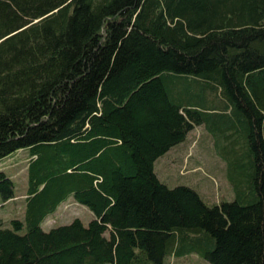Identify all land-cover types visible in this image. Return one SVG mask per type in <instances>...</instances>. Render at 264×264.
I'll use <instances>...</instances> for the list:
<instances>
[{
    "label": "trees",
    "instance_id": "1",
    "mask_svg": "<svg viewBox=\"0 0 264 264\" xmlns=\"http://www.w3.org/2000/svg\"><path fill=\"white\" fill-rule=\"evenodd\" d=\"M199 125L233 193L213 204L155 170ZM21 149L0 264H264V0H0V161ZM70 196L93 217L45 229Z\"/></svg>",
    "mask_w": 264,
    "mask_h": 264
},
{
    "label": "rangeland",
    "instance_id": "2",
    "mask_svg": "<svg viewBox=\"0 0 264 264\" xmlns=\"http://www.w3.org/2000/svg\"><path fill=\"white\" fill-rule=\"evenodd\" d=\"M214 99H219V93H209ZM216 154L213 138L203 125L192 129L186 141L175 145L155 163L159 177L174 186L185 183L195 188L209 204L229 199L232 189L226 178L225 162ZM27 150L21 149L0 161V170L13 177L16 182L17 194L24 192L26 184ZM23 197L15 200L2 201L0 196V224L5 225L9 218L18 216L23 211ZM76 217L85 224L93 217L90 209L77 202L72 196L63 201L56 211L44 219L45 229L71 222ZM169 264H211L198 252L186 249L180 256L168 255Z\"/></svg>",
    "mask_w": 264,
    "mask_h": 264
}]
</instances>
